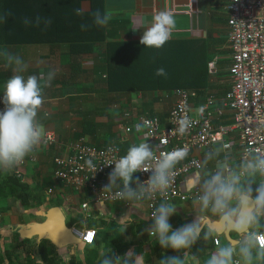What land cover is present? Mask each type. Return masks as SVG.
<instances>
[{
	"label": "clouds",
	"instance_id": "clouds-1",
	"mask_svg": "<svg viewBox=\"0 0 264 264\" xmlns=\"http://www.w3.org/2000/svg\"><path fill=\"white\" fill-rule=\"evenodd\" d=\"M86 11L85 7H78L75 14L83 17ZM112 15L109 8L104 12L96 10L92 13L93 23L105 27ZM88 27L90 25L81 24L82 30ZM141 27L145 30L140 44L162 48L175 30L174 12L161 10L147 27L137 26ZM0 58L13 73L4 84L5 108L0 111V170H12L23 164L44 140L40 111L46 102L44 91L51 86L55 73L26 77L23 73L27 71V63L21 55L8 51L6 47L0 49ZM156 75L166 76L165 69H157ZM191 125L192 121L185 116L179 120L177 132L184 135ZM136 131L142 134L143 142L133 143L125 155L106 164L114 165V168L103 191L115 189L116 195L128 202L161 197L151 213L153 223L144 230L162 248H171L182 256H165L157 264H192L198 259L192 252L193 246L201 240L207 243L221 235L226 242L220 244L217 240L219 246L203 264H264V150L249 148L237 160L227 145L209 149L203 157L205 167L184 183L188 191L193 186L198 187L194 204L201 214H196L191 223L173 229L170 218L177 213V207L167 197L175 183L177 165L188 156V149L158 152V146L149 143L150 133L145 130L144 123L136 125ZM210 162L212 168L207 167ZM85 163L89 169L96 170L91 159ZM138 172H149L150 176L141 181L138 176L134 177ZM233 235L237 237L235 241ZM101 264H144V259L143 254H137L133 249L122 256L112 250L104 256Z\"/></svg>",
	"mask_w": 264,
	"mask_h": 264
},
{
	"label": "crops",
	"instance_id": "crops-1",
	"mask_svg": "<svg viewBox=\"0 0 264 264\" xmlns=\"http://www.w3.org/2000/svg\"><path fill=\"white\" fill-rule=\"evenodd\" d=\"M103 1L105 7L103 12L109 8L113 13L111 21L106 26V41H140L145 29L137 28V26L147 27L157 12L170 9L174 12L176 27L169 41L203 40L210 44L211 51L207 65L215 60L217 67V72L213 75L209 74L207 69L211 77V88L198 90L178 87L196 92L198 98L195 96L191 101L193 108L200 106L209 96L221 101L223 95L230 91L231 49L225 35L227 30L226 8L230 0ZM83 7L88 10L91 8V3L86 1ZM3 48L5 47L0 46V49ZM6 48L14 54L21 55L27 63V71L23 73L26 77L32 74L55 73L51 86L44 91L46 102L40 111V117L44 130L54 132L57 135V142L53 147L39 150L38 164L25 172L26 178L36 177L41 182L45 180L51 182L49 186L55 188L53 195L62 197L61 202H64L58 206L65 208L73 226L85 224L92 217L100 220L102 226H110L109 222L118 221L121 224L119 227H129V230H125L124 233L130 237L135 247L139 245L150 248L146 243L148 233L144 230V225L149 226L153 221L149 220L144 203L91 202V195L88 192H74L53 178L52 159L62 154L70 142L81 136L87 139L88 144L97 147L111 143L117 144L122 156L125 155L130 145L143 142V139L141 133L133 131L127 134L123 127L141 116L156 117L161 122H165L176 99L175 89L167 92L140 90L123 93L110 92L104 84L105 76L101 77L100 71L95 70L92 53L74 54L66 45L51 43L6 46ZM12 74V69L6 67L5 61L0 58V92L3 93L4 84ZM222 118L221 121L228 122L229 114L226 112ZM149 143L153 144L151 141ZM232 144L234 146L231 151L238 160V147L235 140ZM216 146L219 144L192 151L191 155L202 163V169L205 167L203 164L205 153ZM207 167L212 168L213 164L210 162ZM194 174L196 173L182 177L180 186L183 191H188L185 190L184 183ZM72 196L81 200V204L88 203L89 218L84 217L86 212L81 209V205L74 207L73 200L70 199ZM173 204L177 207V213L170 218L173 229L191 223L196 214H201L194 202L175 201ZM64 215L66 219L65 212ZM217 238L220 244L225 243L222 238ZM156 243L155 241V245ZM209 243H212V252L219 246H214L213 240H209ZM154 246H152L150 257L151 263L157 264L159 260L154 253ZM165 256L169 255H162L163 258ZM195 263L198 264L197 259Z\"/></svg>",
	"mask_w": 264,
	"mask_h": 264
},
{
	"label": "built area",
	"instance_id": "built-area-1",
	"mask_svg": "<svg viewBox=\"0 0 264 264\" xmlns=\"http://www.w3.org/2000/svg\"><path fill=\"white\" fill-rule=\"evenodd\" d=\"M226 39L230 45L229 76L231 89L223 99L217 100L209 96L197 108L191 101L196 92L184 88H176L175 102L169 111L165 122L156 117L141 116L123 127L127 134L136 131V125L145 124V130L150 133L149 141L158 146V152H168L176 148L187 147L188 156L177 165L175 183L169 191L167 199L174 203L194 202L199 189L194 186L190 191L181 189L182 177L202 170V163L191 155L194 149L209 148L213 145H227L230 150L235 140L238 147V160L249 148L264 150V0H230L226 8ZM209 74H216V61L207 65ZM3 93L0 94V111L4 110ZM203 108L201 112L200 109ZM229 121H221L225 113ZM187 116L192 125L187 133L177 132L179 120ZM222 118V119H221ZM137 132V131H136ZM236 138V139H235ZM57 135L51 130H45L41 146L30 154L23 164L11 170L12 174L26 181V173L38 164L39 150L53 147ZM112 148L113 151H108ZM122 156L120 147L111 143L101 147L88 144L83 136L73 140L66 146L64 152L52 159L53 178L65 188L74 192L91 195V202L102 204H121L126 201L116 195V190L103 191L109 183V173L114 165H106ZM91 159L96 170L89 169L86 161ZM141 181L149 178V172H138ZM135 187V184L132 185ZM55 188L48 186L46 195H53ZM161 201L157 195L153 200H144L147 216L151 220L154 207ZM88 203L81 204V209L89 218ZM81 245H92L97 238L95 229L80 231ZM217 237L213 239L218 246ZM220 242V241H219Z\"/></svg>",
	"mask_w": 264,
	"mask_h": 264
},
{
	"label": "trees",
	"instance_id": "trees-1",
	"mask_svg": "<svg viewBox=\"0 0 264 264\" xmlns=\"http://www.w3.org/2000/svg\"><path fill=\"white\" fill-rule=\"evenodd\" d=\"M86 1L91 3V8L83 17L77 16L75 9L83 7ZM104 8L103 0H0V46L51 43L66 45L74 54L92 53L95 70L100 71L101 77L105 76L104 84L110 92L211 88V77L207 73L211 46L207 41H168L159 49L145 47L140 41H106V26H96L92 16L93 12H103ZM81 24L90 27L82 30ZM159 68L165 69L166 76L156 75ZM0 179L2 200L17 199L26 208L43 204L39 190L32 189L27 181L16 178L12 172ZM48 184L51 182L45 180L38 187L44 192ZM108 225V231L101 228L95 230L97 238L92 245H82L83 249L89 247L84 264H101L104 256L112 250L116 255H122L133 245V241L124 238L126 234L120 236L115 233L121 225L118 221L109 222ZM91 228L95 229V225L88 226V229ZM38 247L39 260L29 255L25 264H66L49 240H42ZM212 249V243L203 240L193 246L192 252L198 257V264H203ZM154 253L158 260L164 254L182 256V253L171 248H162L158 242L154 246ZM0 264H15L7 247L0 251ZM69 264L75 263L71 261ZM192 264L197 263L194 260Z\"/></svg>",
	"mask_w": 264,
	"mask_h": 264
},
{
	"label": "rangeland",
	"instance_id": "rangeland-1",
	"mask_svg": "<svg viewBox=\"0 0 264 264\" xmlns=\"http://www.w3.org/2000/svg\"><path fill=\"white\" fill-rule=\"evenodd\" d=\"M9 172H11V170H0V178H2L4 174H8ZM26 179L28 185L32 189L39 190V194L44 200L43 204L41 205L34 204L32 205V207L26 208L22 206L17 199L7 198L5 200H2L0 198V251H2L4 247L5 248L7 247V249L12 253V258L15 261V264H25V260L29 255H32L37 260H39V247H38L39 242L35 237L30 239L20 238L18 234L19 229L25 224H29L33 222L41 223L43 221V218L40 214H38L39 211H46L47 208H49L50 206L51 207L58 206L64 203L61 202L62 197H57L56 195L49 196L45 194L46 191L45 189L50 184L46 186L43 192L38 187L42 183L39 178L32 177L31 179L28 178ZM70 199L73 200L74 207L76 205L77 206L81 205V200H79L77 197L74 198V196H72ZM61 209L66 214V222L68 223V225L70 227H75L78 231H82L86 227L88 228L91 222L95 225V230H98L100 228L105 231L110 230L108 226L102 228L101 226L102 224H100V220L94 217L90 218V220L88 219L89 221L87 220L85 224H81L79 226H73V222H70L71 220L70 216L66 212L65 208L62 206ZM147 226L148 225H144V228H146ZM125 230H129V227L116 228L115 233L117 235L120 234V236H123L125 234L124 233ZM124 238H126L129 242L132 241L128 235H125ZM146 243L149 244L150 248L149 247L145 248L139 245L135 247L134 245H132L129 246L127 251L129 249H133L137 254H143L144 264H152L150 256H151L152 246L155 245V238L150 237L148 234L146 237ZM55 248L57 249L58 254H60L63 257L66 264H69L71 261H73L75 264H84V259L88 254L87 249L89 247L83 249L82 245H69L62 248H57V247Z\"/></svg>",
	"mask_w": 264,
	"mask_h": 264
},
{
	"label": "water",
	"instance_id": "water-1",
	"mask_svg": "<svg viewBox=\"0 0 264 264\" xmlns=\"http://www.w3.org/2000/svg\"><path fill=\"white\" fill-rule=\"evenodd\" d=\"M38 214L42 216L43 221L41 223L33 222L23 225L18 231L20 238L30 239L35 237L39 243L42 240H49L57 248L81 245L80 231L68 225L64 211L60 207L50 206L46 211H39ZM217 237L225 241L224 236ZM232 239L235 241L237 237L233 235Z\"/></svg>",
	"mask_w": 264,
	"mask_h": 264
}]
</instances>
